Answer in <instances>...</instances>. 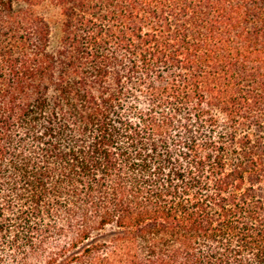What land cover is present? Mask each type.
<instances>
[{"label":"trees","instance_id":"16d2710c","mask_svg":"<svg viewBox=\"0 0 264 264\" xmlns=\"http://www.w3.org/2000/svg\"><path fill=\"white\" fill-rule=\"evenodd\" d=\"M0 264H264V0H0Z\"/></svg>","mask_w":264,"mask_h":264}]
</instances>
